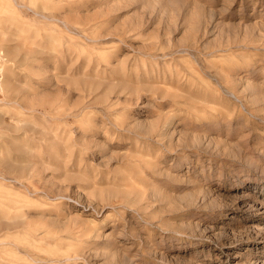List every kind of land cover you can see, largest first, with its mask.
Segmentation results:
<instances>
[{
	"label": "rangeland",
	"instance_id": "1",
	"mask_svg": "<svg viewBox=\"0 0 264 264\" xmlns=\"http://www.w3.org/2000/svg\"><path fill=\"white\" fill-rule=\"evenodd\" d=\"M2 5L0 264H264V0Z\"/></svg>",
	"mask_w": 264,
	"mask_h": 264
},
{
	"label": "bare ground",
	"instance_id": "2",
	"mask_svg": "<svg viewBox=\"0 0 264 264\" xmlns=\"http://www.w3.org/2000/svg\"><path fill=\"white\" fill-rule=\"evenodd\" d=\"M2 2H3V0H0V27L4 24V22H3V18H2V12H4V10H3V7L5 6V4H4V6L2 5ZM5 2V1H4ZM3 6V7H2ZM17 28V27H16Z\"/></svg>",
	"mask_w": 264,
	"mask_h": 264
}]
</instances>
